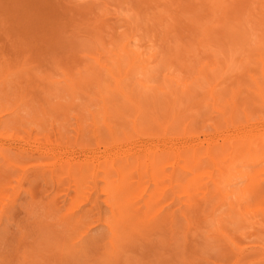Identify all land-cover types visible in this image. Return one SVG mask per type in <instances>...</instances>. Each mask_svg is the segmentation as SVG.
<instances>
[{"label":"rangeland","instance_id":"obj_1","mask_svg":"<svg viewBox=\"0 0 264 264\" xmlns=\"http://www.w3.org/2000/svg\"><path fill=\"white\" fill-rule=\"evenodd\" d=\"M0 264H264V0H0Z\"/></svg>","mask_w":264,"mask_h":264}]
</instances>
